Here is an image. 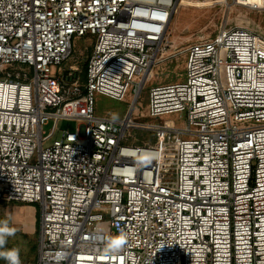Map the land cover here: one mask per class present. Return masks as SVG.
I'll return each mask as SVG.
<instances>
[{"label": "built area", "instance_id": "1", "mask_svg": "<svg viewBox=\"0 0 264 264\" xmlns=\"http://www.w3.org/2000/svg\"><path fill=\"white\" fill-rule=\"evenodd\" d=\"M181 1L0 0V203L38 206L35 264H264V29L222 27L182 82L151 85L147 115L180 127L133 116ZM96 95H131L127 115ZM62 119L79 130L45 146Z\"/></svg>", "mask_w": 264, "mask_h": 264}, {"label": "rangeland", "instance_id": "2", "mask_svg": "<svg viewBox=\"0 0 264 264\" xmlns=\"http://www.w3.org/2000/svg\"><path fill=\"white\" fill-rule=\"evenodd\" d=\"M182 0L175 17L170 25V46L161 54L156 68L150 73L147 85L138 101L133 113L135 121L145 124H168L180 127L185 116L175 114L164 119H152L147 114L149 104V89L151 85L182 82L185 77V51L195 42L214 38L222 27L263 28L264 13L258 12L250 6L257 0ZM245 4V5H244ZM249 6V7H248ZM75 53L67 65H76L79 68L81 81L84 79L86 64L91 55L89 41L79 40L75 43ZM131 95L123 102L109 99L105 96H95L97 116H106L122 119L127 115ZM55 127L54 121H49L43 130L48 135ZM80 122L71 119H62L56 123L55 134L46 142L45 146L60 139L64 132L76 133ZM127 145L135 147H151L157 144L153 132L133 130ZM28 213L31 216L28 217ZM9 219L10 226L18 229L16 235L7 238L6 249L18 247L23 264H35L38 248L39 209L38 206L25 204L0 203V220ZM4 260L0 258V264Z\"/></svg>", "mask_w": 264, "mask_h": 264}, {"label": "clouds", "instance_id": "3", "mask_svg": "<svg viewBox=\"0 0 264 264\" xmlns=\"http://www.w3.org/2000/svg\"><path fill=\"white\" fill-rule=\"evenodd\" d=\"M113 119H116V117L114 116ZM17 231V228L10 226L9 219L0 220V258L6 260L7 264H21L20 249L18 247L5 248L7 238L15 236ZM118 250L119 246H113L108 249V251L112 252Z\"/></svg>", "mask_w": 264, "mask_h": 264}, {"label": "bare ground", "instance_id": "4", "mask_svg": "<svg viewBox=\"0 0 264 264\" xmlns=\"http://www.w3.org/2000/svg\"><path fill=\"white\" fill-rule=\"evenodd\" d=\"M27 215H28V217H30L31 216V213H28Z\"/></svg>", "mask_w": 264, "mask_h": 264}, {"label": "snow or ice", "instance_id": "5", "mask_svg": "<svg viewBox=\"0 0 264 264\" xmlns=\"http://www.w3.org/2000/svg\"><path fill=\"white\" fill-rule=\"evenodd\" d=\"M117 243H120V242H117Z\"/></svg>", "mask_w": 264, "mask_h": 264}, {"label": "trees", "instance_id": "6", "mask_svg": "<svg viewBox=\"0 0 264 264\" xmlns=\"http://www.w3.org/2000/svg\"><path fill=\"white\" fill-rule=\"evenodd\" d=\"M86 68V67H85ZM85 73V72H84Z\"/></svg>", "mask_w": 264, "mask_h": 264}]
</instances>
